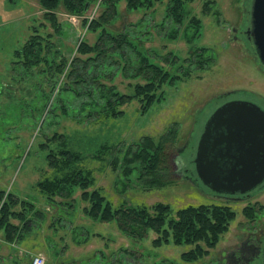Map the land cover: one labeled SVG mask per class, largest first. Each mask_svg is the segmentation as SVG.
I'll list each match as a JSON object with an SVG mask.
<instances>
[{
  "label": "rangeland",
  "instance_id": "rangeland-1",
  "mask_svg": "<svg viewBox=\"0 0 264 264\" xmlns=\"http://www.w3.org/2000/svg\"><path fill=\"white\" fill-rule=\"evenodd\" d=\"M250 2L184 0V19L176 24L166 17L171 0L138 8L120 0L109 23L92 27L107 10L103 0H92L83 12H71L63 2L51 11L40 0H0V189L33 200L45 210V218L34 220L22 239L9 241L0 231V264H31L39 253L46 264H219L229 261L228 255L242 240L264 234V183L250 197L231 199L206 186L194 163L201 133L218 106L241 99L264 108V65L252 42L239 32L249 25ZM52 12L55 20L49 16ZM37 28L48 39L40 61L28 66L17 62L23 58L18 49ZM122 30L138 37L132 40L129 56L135 57L138 50L179 78L162 84L157 90L160 99L147 107L138 96L117 107L123 112L119 116L98 108L91 111L82 104L84 96L73 90L70 64L76 60L74 67L77 57L93 54L79 51L83 41L95 45L105 31L116 35ZM194 49L201 54L193 55ZM170 53L180 56V62L164 60ZM63 59L66 66L59 70ZM114 59L118 65L113 78L98 79L134 95L145 78L128 75L122 54H114ZM146 137L163 140L165 176L170 179L165 185H145L142 180L147 178L139 168L144 167L138 163L125 174L126 160L142 151ZM65 148L80 153L76 158L81 156L82 164L92 171L93 188H100L114 206L166 202L178 209L216 203L231 206L235 218L217 244L208 247L209 253L187 262L181 258L191 248L187 243L154 246L153 230L134 240L116 221L91 219L83 210L88 201L82 199L80 188L69 198L62 197L74 204L65 215L67 210L58 204L61 196L51 204L36 185L55 173L50 152L59 155ZM63 170L57 172L63 176ZM248 204L256 208L251 219L243 211ZM86 235L87 241L78 242ZM258 260L257 264H264L262 256Z\"/></svg>",
  "mask_w": 264,
  "mask_h": 264
},
{
  "label": "trees",
  "instance_id": "trees-1",
  "mask_svg": "<svg viewBox=\"0 0 264 264\" xmlns=\"http://www.w3.org/2000/svg\"><path fill=\"white\" fill-rule=\"evenodd\" d=\"M40 1L46 10L52 11L63 2L71 12H83L88 9L92 0ZM103 1L107 4V10L102 14L99 22L95 20L92 27L109 23L117 14V5L120 0ZM127 1L129 7L138 8L146 4L153 5L159 0ZM170 4L166 17L171 18L176 24H181L184 19V0H171ZM49 16L52 20L56 19L54 12L50 13ZM131 34L128 30H122L116 35L105 31L95 45L83 41L79 51L82 53L93 52V54H89L87 59L77 57L78 63L74 67L72 66L76 60L70 64V75L74 80L73 90L80 95L79 97L84 96L82 104L92 107L91 111L98 108L100 112L105 111L113 116H119L123 112L119 111L117 107L138 96L143 97L142 99L146 101L145 107H147L160 99L157 90L162 84L171 83L179 78H175L170 70L150 60L148 56L141 55L138 50L135 51V57L129 56L128 51L134 47L132 40L138 38H133ZM45 41L48 39L43 38L37 28L28 38L26 44L20 50L18 49L17 55L23 58L17 62H22L27 66L38 63ZM117 53L122 54L125 58L128 75L141 76L146 80L145 84L136 85L134 95L121 93L114 87L102 82L100 78L98 79L100 76L113 78L115 66L118 65L114 59V54ZM192 54H201V51L194 49ZM64 60H62L59 70L66 66V64L63 65ZM164 60L175 64L180 62V56L176 53H170L164 55ZM80 83L85 84L79 85ZM62 136L60 135V137ZM161 140L158 142L154 137H146L145 144H140L142 151L139 154L136 153L133 158L126 160L128 167L125 174L129 175L131 169L135 168L130 165L138 163L144 167L139 168L141 175L147 178L142 180L145 185L162 186L169 183L170 179L165 176L168 170H165V153L162 154L163 140ZM79 155L80 153L75 154L68 148L61 149L59 155L50 152L49 164L51 163L55 173L53 176H44L36 183L39 190L47 196V201L53 204L57 196L69 198L75 188H80L82 199L88 201L83 210L91 219L101 222L116 221L123 233L134 240L144 239L149 231L153 230L157 235L153 239L154 246L170 242L175 244L187 243L191 248L181 254L184 261H196L205 253H209V248L217 244L231 220L235 218L236 212L231 206L216 203L189 204L178 209H174L171 204L166 202H157L152 205L125 202L119 206H114V203L103 194L100 188H93L95 178L92 176V171L82 164L84 159H80L81 156L76 158ZM63 168L66 173L61 176L60 173L62 172L57 171H61ZM63 198V201L58 204H63L61 206L63 210H67L63 211L66 215L70 213V208L74 204L65 201ZM254 209L256 208L252 204H248L243 208V211L251 219L254 217ZM44 218L45 210L37 208L33 200L23 199L15 192L0 189V231L5 232L7 240L22 239L32 229L34 220L41 221ZM87 239L88 236L78 242L87 241Z\"/></svg>",
  "mask_w": 264,
  "mask_h": 264
},
{
  "label": "water",
  "instance_id": "water-1",
  "mask_svg": "<svg viewBox=\"0 0 264 264\" xmlns=\"http://www.w3.org/2000/svg\"><path fill=\"white\" fill-rule=\"evenodd\" d=\"M253 37L264 65V0L252 3ZM195 169L212 191L240 199L264 183V108L232 99L208 118L201 133ZM264 263V248L262 252Z\"/></svg>",
  "mask_w": 264,
  "mask_h": 264
},
{
  "label": "flooded vegetation",
  "instance_id": "flooded-vegetation-1",
  "mask_svg": "<svg viewBox=\"0 0 264 264\" xmlns=\"http://www.w3.org/2000/svg\"><path fill=\"white\" fill-rule=\"evenodd\" d=\"M250 4L253 3V0H250ZM247 20L249 21L248 27L246 29H240L239 32L244 34V39L250 40L251 47L254 48L255 51V44H254V37L252 33L253 29V22H252V5L251 9L249 10V15ZM221 106V105H220ZM263 233L259 236H249L245 240H242L235 249H232V253L228 255L229 261L224 263L223 260H219V264H257L259 263L260 257L262 256L263 252Z\"/></svg>",
  "mask_w": 264,
  "mask_h": 264
},
{
  "label": "built area",
  "instance_id": "built-area-1",
  "mask_svg": "<svg viewBox=\"0 0 264 264\" xmlns=\"http://www.w3.org/2000/svg\"><path fill=\"white\" fill-rule=\"evenodd\" d=\"M46 257L43 254H37L33 257L31 264H45Z\"/></svg>",
  "mask_w": 264,
  "mask_h": 264
}]
</instances>
